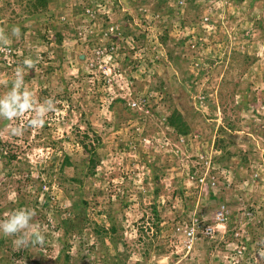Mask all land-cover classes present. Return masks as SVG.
<instances>
[{"label":"rangeland","instance_id":"rangeland-1","mask_svg":"<svg viewBox=\"0 0 264 264\" xmlns=\"http://www.w3.org/2000/svg\"><path fill=\"white\" fill-rule=\"evenodd\" d=\"M0 264H264V0H0Z\"/></svg>","mask_w":264,"mask_h":264},{"label":"built area","instance_id":"built-area-1","mask_svg":"<svg viewBox=\"0 0 264 264\" xmlns=\"http://www.w3.org/2000/svg\"><path fill=\"white\" fill-rule=\"evenodd\" d=\"M136 103L132 102V106H134ZM213 177V176H212ZM209 176V178H212ZM205 176L200 177V181L203 182ZM213 184V180L211 181ZM226 206L224 203H221L217 206L214 217H213V224H202L200 225L199 220H190L189 222L183 221V224H176L175 230L178 231V236L181 237L180 239V245L184 250H190L193 246V242L199 237L208 236L211 235L215 229H218L219 227L224 226V221L226 219ZM202 222V221H201Z\"/></svg>","mask_w":264,"mask_h":264},{"label":"clouds","instance_id":"clouds-1","mask_svg":"<svg viewBox=\"0 0 264 264\" xmlns=\"http://www.w3.org/2000/svg\"><path fill=\"white\" fill-rule=\"evenodd\" d=\"M18 27V26H17ZM28 217L23 213H19L15 215L10 222L3 226L5 234H11L16 232L19 228H23L27 226ZM37 239L41 242H44V237L37 236Z\"/></svg>","mask_w":264,"mask_h":264},{"label":"trees","instance_id":"trees-1","mask_svg":"<svg viewBox=\"0 0 264 264\" xmlns=\"http://www.w3.org/2000/svg\"><path fill=\"white\" fill-rule=\"evenodd\" d=\"M37 2H39L41 4H45L46 0H37ZM71 220H73V219H71ZM77 227L79 228V225ZM112 229H113V231L115 230L114 227Z\"/></svg>","mask_w":264,"mask_h":264}]
</instances>
